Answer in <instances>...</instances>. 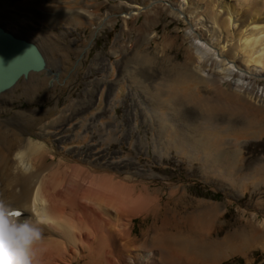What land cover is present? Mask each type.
I'll return each instance as SVG.
<instances>
[{
    "label": "bare ground",
    "instance_id": "6f19581e",
    "mask_svg": "<svg viewBox=\"0 0 264 264\" xmlns=\"http://www.w3.org/2000/svg\"><path fill=\"white\" fill-rule=\"evenodd\" d=\"M38 1L42 0H0V27L34 42L38 47L43 43L51 44L52 53L56 50L65 55L68 50L60 41H55L52 28L62 23H81L78 20L81 17L84 23L79 25L93 27L91 35L94 37L100 28L113 23L108 20L114 15L128 12L134 0H120L114 6L115 12H107L105 17L99 14L102 6L99 0H84L87 14L79 10L62 9L77 7L80 0H44L41 6L36 4ZM142 1V11L130 16L137 18L143 15V23L128 26V41L116 39L114 42L120 43L112 48L113 54H119V51L124 54L118 62L114 83L126 82L124 91L126 86L140 90L144 98L139 103L147 101L144 109L145 113H150L145 115L156 126L155 133L160 141L158 146L162 145L166 150L175 149L190 162H200L206 177L228 185L238 197L242 196L247 181L262 182L264 175V162L256 165L249 174L243 175L241 171L245 142L264 134V119L261 118L264 115V86L257 87L260 79L245 75L241 82L226 81L223 75L214 71L215 65L212 64L211 68L207 61L198 56L197 46L188 34H184V41L190 43L182 63L174 61L166 53L174 38L160 43L162 59L168 65L158 82L148 86L140 67L150 68L152 62L159 58L157 54H150L149 44L151 40L158 44L156 26L163 15L183 21L187 29L190 24L185 17L189 16L192 26L196 28L193 38L207 41L209 34L215 43L216 36L218 53L223 54L225 59H232L238 66L243 64L250 68L263 63L264 0H235L231 4L228 0H186L187 5L179 0ZM218 8L222 13L216 11ZM27 17L31 19V27L26 22ZM35 19L36 22L33 21ZM63 19L65 21L56 22ZM8 24L18 33L10 29ZM25 29L29 35L23 37ZM232 29L234 33L231 35ZM134 32L137 34L134 49L128 51ZM76 48L82 49L80 54L73 51L81 63V53L88 49L87 46ZM43 56L46 62L44 70L31 72L26 79H21L0 96L2 103L1 99L10 94L4 102L7 107H0V199L8 203L10 211H23V216L18 219L28 218L35 222L37 215L47 217V223L38 225L42 233L37 246L40 264H74V260L79 257L86 258V264H115V254L124 255L130 244L135 242L134 239L130 240V231L125 228L129 226V218L158 208L157 194L150 193L148 189L137 191L131 177L123 176L121 172L92 166L86 168L79 159H72V165H67L68 160L64 157L69 153V148L89 146L85 124L95 116L94 107L83 112L77 110L78 105L73 102L62 110L56 108L31 113L11 110L14 102L31 100L30 93L34 90L36 99L41 100L50 87L54 88L55 78L60 85L63 84L59 81L63 78V66L60 63L68 61V53L63 58L54 52L55 65H49L46 56ZM111 68L114 76L116 69L113 65L109 70ZM235 76L241 77L238 73ZM222 81H226V90L219 86ZM62 86L67 87V82ZM210 87L213 94L203 95L202 90H209ZM97 94L96 102L101 105L104 91L98 89ZM84 105L85 102L80 106ZM190 108H198L202 112L198 113L196 119H190L186 116ZM2 113H9L10 116L2 118ZM228 136H233V145L226 140ZM52 138L60 143L59 152L53 150ZM105 139V143L112 140L109 134ZM88 163L91 164L90 161ZM203 205L184 215L182 220L190 229L188 233L170 234L164 232L162 227L146 242L150 243L147 248L151 252L148 259L157 250L152 264H189L191 258L207 263L217 259V254L223 251L222 256L225 253L231 256L244 253L258 244L264 249V223L260 225L254 219H250L247 226L239 227L221 239L206 237V231L216 222L225 205L209 201ZM121 214L128 219L125 223L119 217ZM117 217L120 222L118 229L123 234L116 232L114 225ZM143 257H146L144 264H148L147 256Z\"/></svg>",
    "mask_w": 264,
    "mask_h": 264
},
{
    "label": "rangeland",
    "instance_id": "374dc122",
    "mask_svg": "<svg viewBox=\"0 0 264 264\" xmlns=\"http://www.w3.org/2000/svg\"><path fill=\"white\" fill-rule=\"evenodd\" d=\"M20 1L23 0H17V2ZM42 1L44 2V0ZM42 1H38L36 4H43ZM99 1L102 3L99 14L105 17L107 12H115L114 6L120 0ZM228 1L230 4L235 2V0ZM142 2V0L132 1L128 12L122 11L114 15L115 20L114 16L108 20L113 21V23L100 28L99 33L94 35V37L91 35L93 27L86 24L79 25L84 23L81 17L78 18V20L82 21L81 23H62L52 28L55 34V41H60L61 45L68 50V61L65 64H62L63 62L60 63L63 66L61 73V77L63 78L59 80L63 82L62 85L67 82V87L60 85L55 78L54 88L50 87L48 90L51 92L47 91L41 97V100L40 98L36 99L34 90L30 93L32 101L26 99L24 102H14L11 104V110H21L28 113L33 111L44 112L56 108L62 110L64 106L73 102L78 105L77 110L83 112L91 110L94 107L95 116L86 121L85 124L86 128H88L89 146L87 148L85 145H80L72 150L69 148V153L64 157L68 160L67 165H72L70 163L72 159H79L86 168H91L92 166V168L96 167V169L106 168L110 172H121L123 176L128 175L131 177L132 182L136 184L135 189L137 191L148 189L150 193L154 192L157 194L158 208L156 207L150 212L131 217L129 218V226L124 225L126 230L130 231V240L134 239L135 242L130 244L128 252L124 255L118 256V254H115L117 255L114 258L115 264H144L146 257H143V255L147 256L148 264L155 262L154 255L157 253V250L152 252L151 258L148 259L151 252L147 248L150 243L146 242H149L153 238L157 230H162V227H164V232L170 234L177 232L188 233L190 229L184 225L182 220L184 215L200 209L206 201L225 205L223 206L222 213L216 218V222L206 231L207 235L205 234V236L209 239H221L235 229L247 226L250 219L256 220V223L260 225L264 223V175L261 178L263 179L261 180L262 182L247 181L242 196L238 197L234 189L228 185L221 184L216 179L206 177L202 173L200 162H190L188 158L178 154L175 149L166 150L162 145L158 146L160 145L158 144L160 141H158L155 133L156 126L149 122L148 117L145 115L150 113L149 111L145 113L144 108L147 105V101L142 102V104L139 103L144 98L140 90L135 89L134 86L130 89L126 86L124 91L123 85L126 82L114 83L118 62L124 56L120 51L118 52L119 54H113L112 48L118 46L120 43L116 42L114 44V42L116 39L128 41L129 34L126 31L128 26H139L143 23V15H139L137 18L130 16L132 14L137 15L139 11H142ZM179 2L187 5L186 0H179ZM77 5V7L71 9H62L79 10L80 13L87 14L85 11L86 1L80 0ZM217 10L222 13L221 9L218 8ZM185 18L190 24L189 29H187V24H184L183 21H178L167 15L161 16L160 22L156 26L158 44L154 43V40H151L149 44L150 54H157L159 58L157 61L152 62L153 66L150 68L148 66L140 67L143 80H145L148 86L158 82L159 77L167 69L168 63L162 59L163 54L160 47V43L163 40L174 38L171 47L166 50V53L174 61L181 63L184 61L186 47L190 43L184 41V34L190 35L192 42L197 46L198 56L203 61H207L208 66L210 65L211 68L212 64L215 65L213 67L214 71L223 75L226 81L241 82L246 75L247 77L260 79V83L258 82L257 84L258 88L264 86V62L246 68L243 64L236 65L232 59H225L222 57L223 54L218 53L216 36L214 37L215 43L211 41L213 37L209 34L207 41L194 39L193 34L196 32V28L192 26L193 22L189 16ZM30 20L29 18L26 19L28 26H30ZM33 21L36 22V19ZM59 21L65 20H58L56 22ZM8 27L18 33L16 29L12 28L11 24H8ZM123 30L125 34H123ZM233 33L232 29L231 35ZM26 35H29V31L25 29L22 36L25 37ZM136 37L137 34L135 32L131 34L130 43L127 47L128 51L134 49ZM36 40L41 42V39L37 38ZM50 45L43 43L39 47L43 55L46 56L49 65H55L54 52L63 58L67 53L62 55L55 49L52 53L50 48L52 45ZM79 46L83 48L87 46L88 49L83 50L84 54L81 53L83 55V57L81 56V63L78 62L76 55L82 52V49L77 50L76 47ZM236 61L238 60L236 59ZM111 65L116 69L114 76L112 74L113 69L109 70ZM235 73L240 74L241 77H234ZM66 79H69L70 82L66 81ZM226 81L219 83V86L223 87L224 90L227 87H225ZM98 89L104 91V102L101 105H98V102H96L98 99ZM211 90L212 88L206 91L202 90V93L203 95L205 93L207 96H211L213 94ZM9 95H6L5 99H1L2 103H0V107L2 109L7 107L4 102ZM83 102H85V105L81 107L80 105H83ZM239 103H242L241 100H239ZM189 107H192V105H189ZM187 110L186 116L190 119H196L198 113L202 112L198 108L196 110L193 108ZM9 116V113L1 114L2 118ZM261 118L264 119V115ZM108 134L112 140L109 143H107L108 141L105 143V138H107ZM53 139V146L55 147L53 150L59 152L60 143L56 139ZM103 139H105L104 142ZM226 140L233 145V136L226 137ZM242 148L244 160L241 171L244 175L245 173H251L256 165L264 162V134L260 138L248 140ZM254 184L257 185L254 186ZM119 217L123 218L124 223L128 220L123 214L119 215ZM119 217L116 218L114 226H116L117 233L123 234L124 232L122 233L118 229V225L120 224L118 222ZM122 239L124 240V238ZM140 245L141 248L139 247ZM222 253L219 252L217 254V259L215 258L214 262L209 260L207 263H203L191 258L189 259V264H264V249L260 244L240 254L228 256L225 253L222 256ZM215 254L214 256H216ZM86 262L87 259L83 257L74 260V264H86Z\"/></svg>",
    "mask_w": 264,
    "mask_h": 264
},
{
    "label": "clouds",
    "instance_id": "9594fccd",
    "mask_svg": "<svg viewBox=\"0 0 264 264\" xmlns=\"http://www.w3.org/2000/svg\"><path fill=\"white\" fill-rule=\"evenodd\" d=\"M44 215L31 219H18L0 199V264H40L37 246L42 233L39 224L47 223Z\"/></svg>",
    "mask_w": 264,
    "mask_h": 264
},
{
    "label": "water",
    "instance_id": "95a60500",
    "mask_svg": "<svg viewBox=\"0 0 264 264\" xmlns=\"http://www.w3.org/2000/svg\"><path fill=\"white\" fill-rule=\"evenodd\" d=\"M45 67L37 44L0 27V96L31 72H40Z\"/></svg>",
    "mask_w": 264,
    "mask_h": 264
}]
</instances>
